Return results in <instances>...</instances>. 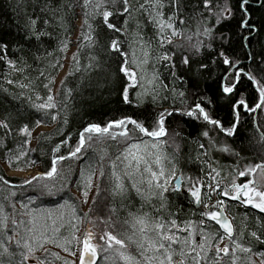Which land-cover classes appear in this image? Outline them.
Listing matches in <instances>:
<instances>
[{
  "label": "snow or ice",
  "instance_id": "snow-or-ice-1",
  "mask_svg": "<svg viewBox=\"0 0 264 264\" xmlns=\"http://www.w3.org/2000/svg\"><path fill=\"white\" fill-rule=\"evenodd\" d=\"M77 8L83 24L66 76L83 83L103 71L120 79L126 108L81 124L74 137L64 129L78 89L62 79L54 90L48 68L65 65L38 67L28 52L40 63L53 56L41 55L48 28L67 33ZM33 12L27 45L0 36V89L18 102L0 117V149L9 166H36L31 145L49 139L37 130L55 124L60 139L48 169L24 179L19 191L0 176V264H97L101 254L104 264H264V162L242 163L238 133L242 115L264 112V0H33ZM114 16L124 17L120 27ZM90 18L124 40L101 45ZM70 42L66 34L58 50L66 53ZM189 121L200 125L194 139L183 131ZM255 129L264 153V125ZM185 143L191 151L182 155ZM104 144L119 151L97 147ZM182 162L198 163L196 174ZM133 193L140 201L134 210ZM45 201L56 208H42ZM119 206L127 209L122 219ZM237 206L246 210L240 217L231 211ZM102 208L107 215L98 214ZM248 209L257 214L251 222Z\"/></svg>",
  "mask_w": 264,
  "mask_h": 264
},
{
  "label": "trees",
  "instance_id": "trees-1",
  "mask_svg": "<svg viewBox=\"0 0 264 264\" xmlns=\"http://www.w3.org/2000/svg\"><path fill=\"white\" fill-rule=\"evenodd\" d=\"M192 3H195V0H192ZM19 5V9H18ZM192 9L191 6L187 10V18L191 23L192 27H195L196 21L192 19ZM33 12V0H0V36H4L7 39L12 40H21L25 45L28 44V41L23 40L24 36V26L27 22L29 16H32ZM257 16L260 13H256ZM141 23H146L143 17H138ZM124 17L114 16L110 18V22H113L120 27ZM90 23L94 25L96 29V35L99 39V43L101 45H107L110 43L112 39H120L124 40L123 36H120L118 33H115L111 30H108L106 26L102 24L100 19L92 20L90 18ZM83 24V16L81 14V10L77 8L75 10V14H69L67 18L66 29H62L58 26H52L48 28L49 33H51V39H47L44 46L41 48V55L45 53V50L52 52L53 56L49 57L47 60H44L43 63L37 62L34 60L32 53L28 52L29 63L34 64L38 67L48 68V61L51 60L55 63L57 60L60 64L65 65V67H57L55 69L48 68V72H50L53 76H55L56 84L53 86L54 90L59 86L60 81L62 79L67 80V84L69 87L74 89H78L74 95V103L76 106V110L73 112L71 116L70 124L64 129L66 132L70 131L71 134L75 137L77 130L80 128L81 124L92 121V122H100L103 123L112 117L119 115L126 108L125 105L120 103V95L119 91L121 88V82L118 78H113L111 81L106 78L105 73L103 71H94L90 76L86 77L83 83L80 82L78 77L66 76V72L70 70H74L72 68V64L69 62V58L71 55L77 51V40L80 37V33L82 30ZM136 24V19L129 20V27L134 28ZM235 27V22H233V28ZM149 34H151V28L146 29ZM70 35V47L66 53H61L58 49L60 47V40L64 39L65 35ZM99 52V47L97 48ZM88 50H84V56L82 57V63L86 64ZM113 69H115V64L112 65ZM66 69V70H65ZM65 70L63 77L59 79L62 71ZM164 75L167 76L168 73L166 70H163ZM30 74L35 77L37 75V71L35 68L29 70ZM182 75V73H181ZM170 83V80L166 81ZM210 88H214L213 85L209 83ZM4 87L11 86L4 85ZM43 91V89H41ZM18 102L11 100L10 96L0 89V117L3 116L7 111H12L17 106ZM128 114H132L129 112ZM221 116H225V112H221ZM260 120V119H259ZM259 123V122H258ZM200 125L198 122L189 121L183 128L184 133L190 138L194 139L199 134ZM57 125L50 124L45 130H41L46 133L49 137L48 140H44L41 138L39 141H33V145L31 147L38 148V151L35 153H31L32 158L37 159V165L33 166L30 163H26L24 160L19 162H13L11 166H9V161L7 156L4 154V151L0 149V176H3L5 179H8L12 184H15L17 187L15 190L19 191V186L23 183L26 178H17L9 176L3 164L9 167V169L13 171H30L36 170L39 174L48 169L50 162V150L53 144L60 139L59 133L56 131ZM240 140L239 146L243 148L242 152V163L253 164L256 162L261 156L262 152L260 151V146L256 144L255 137L257 135L255 125L253 122V115H242L241 117V127L238 130ZM231 139V138H230ZM9 145L14 146L13 142L9 140ZM98 148H107L108 152L113 156L119 151V149L112 144L111 146L104 144L98 145ZM170 152L171 148L168 149ZM239 150V148L237 149ZM191 151V147L188 143H185L182 151V155ZM72 163L73 167H76L75 162H65V165ZM220 163L228 166L232 163L231 159H220ZM182 167L184 168L186 174L195 175L197 169L199 168L198 163H187L184 164L182 162ZM203 175V173H201ZM28 176L27 178H30ZM2 186V185H0ZM75 195V193H73ZM129 203L133 206V210L135 208L140 207V201L137 197L132 195V199ZM182 203V202H181ZM77 206L80 207L79 201H77ZM42 208L55 209L56 205L54 203L45 201L41 204ZM119 216L122 219L127 214V209L123 208V206H119ZM6 211L11 212V208L6 206ZM83 211V210H82ZM107 208H102L98 214L101 216L107 215ZM232 213L237 215L238 217L242 216L245 213L244 208L234 207L231 209ZM249 221H253L256 217V212L248 209ZM18 219H25L27 217H21L18 215ZM238 223V221H237ZM66 234V233H65ZM97 264H104L103 254H101V259Z\"/></svg>",
  "mask_w": 264,
  "mask_h": 264
},
{
  "label": "rangeland",
  "instance_id": "rangeland-1",
  "mask_svg": "<svg viewBox=\"0 0 264 264\" xmlns=\"http://www.w3.org/2000/svg\"><path fill=\"white\" fill-rule=\"evenodd\" d=\"M66 70V69H65ZM65 70L64 71H62V73L60 74V76H59V79L58 80H60L62 77H63V75H64V73H65ZM45 130V128H41V129H38L37 131H41V130ZM32 145H33V143H32ZM3 167H4V169H5V171H6V173L9 175V176H11V177H17V178H27L28 176H32V175H34L35 173H38L36 170H30V171H13V170H11V169H9V167L8 166H6L5 164H3ZM134 197H136L135 196V193H133L132 194ZM137 199H139L138 197H137ZM89 207V205H85V206H83L82 207V210L83 211H87V208ZM55 251H58V250H56V249H54Z\"/></svg>",
  "mask_w": 264,
  "mask_h": 264
},
{
  "label": "flooded vegetation",
  "instance_id": "flooded-vegetation-1",
  "mask_svg": "<svg viewBox=\"0 0 264 264\" xmlns=\"http://www.w3.org/2000/svg\"><path fill=\"white\" fill-rule=\"evenodd\" d=\"M253 115V122H254V125H256L258 122L259 124L263 125L264 124V112H257V113H254V114H251ZM260 119V120H259ZM264 155V153L262 154ZM261 162H264L261 160V158H259L256 162L254 163H261ZM239 182V181H238ZM239 207V206H237ZM239 208H243V207H239ZM252 210V209H250ZM254 212H256L255 210H252Z\"/></svg>",
  "mask_w": 264,
  "mask_h": 264
},
{
  "label": "water",
  "instance_id": "water-1",
  "mask_svg": "<svg viewBox=\"0 0 264 264\" xmlns=\"http://www.w3.org/2000/svg\"><path fill=\"white\" fill-rule=\"evenodd\" d=\"M99 261V260H98ZM98 263V262H97Z\"/></svg>",
  "mask_w": 264,
  "mask_h": 264
},
{
  "label": "bare ground",
  "instance_id": "bare-ground-1",
  "mask_svg": "<svg viewBox=\"0 0 264 264\" xmlns=\"http://www.w3.org/2000/svg\"><path fill=\"white\" fill-rule=\"evenodd\" d=\"M264 125V124H263Z\"/></svg>",
  "mask_w": 264,
  "mask_h": 264
}]
</instances>
